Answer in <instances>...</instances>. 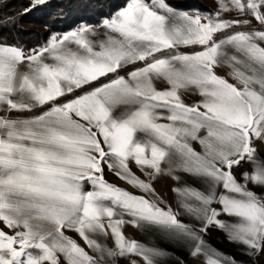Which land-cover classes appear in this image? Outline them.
<instances>
[{
	"label": "snow or ice",
	"instance_id": "obj_1",
	"mask_svg": "<svg viewBox=\"0 0 264 264\" xmlns=\"http://www.w3.org/2000/svg\"><path fill=\"white\" fill-rule=\"evenodd\" d=\"M217 4L128 0L37 46L0 43V264H167L125 225L201 264H236L205 240L210 228L264 252V0ZM161 174L176 182L175 210L152 186Z\"/></svg>",
	"mask_w": 264,
	"mask_h": 264
},
{
	"label": "trees",
	"instance_id": "obj_2",
	"mask_svg": "<svg viewBox=\"0 0 264 264\" xmlns=\"http://www.w3.org/2000/svg\"><path fill=\"white\" fill-rule=\"evenodd\" d=\"M128 0H48L25 12L31 0H0V43L25 49L42 44L52 32L96 23L126 6ZM169 5L189 11L209 9L200 0H174Z\"/></svg>",
	"mask_w": 264,
	"mask_h": 264
},
{
	"label": "rangeland",
	"instance_id": "obj_3",
	"mask_svg": "<svg viewBox=\"0 0 264 264\" xmlns=\"http://www.w3.org/2000/svg\"><path fill=\"white\" fill-rule=\"evenodd\" d=\"M48 1V0H47ZM169 1L174 0H166L167 3ZM208 9L209 11H202L200 9H194L189 10L187 12H200V13H215L218 10V4L217 0H200ZM222 18H228V19H236L237 17L235 14H225ZM255 25V22H253ZM224 69H218L217 73L221 76H226ZM230 82H232L230 80ZM156 87L159 89H163L167 87L164 83H157ZM198 95H193L191 93L184 94L182 96V99L185 101V103L191 104L197 100L200 99ZM193 147L199 151L200 146L198 144H193ZM132 171L135 175L139 176L141 179L149 180L150 177H146L141 173L135 165H131ZM243 170L240 167L238 171H236L234 174L236 175L237 179L240 180V173H242ZM105 179L119 187L122 188L133 195H143L140 191L137 189L131 187L130 185L126 184L124 181L118 179L113 173L108 172L107 169H105ZM153 188L155 189L156 195L160 198V200L163 201V204H161V207L166 206H172L175 210V197L171 191V189L176 186V182L172 180V178L168 175L161 174L153 183ZM215 206V205H214ZM7 231V229H5ZM125 235L129 239H135L141 243L146 244H156L159 245L161 248L166 249L169 253H171V258L167 261V264H178L177 258L184 260L185 264H201L199 260H191L188 258L187 253L185 250H182L180 247L175 245L174 243L170 241H166L160 237H154L152 234L148 233H142L138 231L136 228L132 227L131 225H125L123 229ZM65 235L72 237L73 239H76L77 242L84 247V243L82 240L79 239V237L70 231H66ZM205 240L216 250L223 253L225 256L231 257L236 264H264V252H260L259 254H248L245 251L241 249V247L234 245L230 243L226 237L225 234L221 231H218L215 228H210L208 233L205 235ZM108 244L111 246V240H108ZM87 250V249H86ZM91 254V252L89 253ZM117 264H128L127 260H118Z\"/></svg>",
	"mask_w": 264,
	"mask_h": 264
},
{
	"label": "crops",
	"instance_id": "obj_4",
	"mask_svg": "<svg viewBox=\"0 0 264 264\" xmlns=\"http://www.w3.org/2000/svg\"><path fill=\"white\" fill-rule=\"evenodd\" d=\"M20 70H21V71H25L26 69L23 68V67H21ZM221 70H222V69H221ZM224 70H225V73L223 72V74L226 75L227 70H226V69H224ZM220 75H222V73H220ZM197 98H198V96H197ZM254 147L257 149V153H258L261 157H264V144H262V143L259 142V141H256L255 144H254ZM241 168H242L243 171H245V170L247 169V165H243V166H241ZM85 190H86V191L89 190V186H86V187H85Z\"/></svg>",
	"mask_w": 264,
	"mask_h": 264
}]
</instances>
